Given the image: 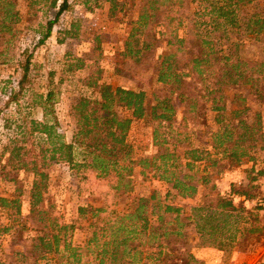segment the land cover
<instances>
[{
    "label": "trees",
    "instance_id": "16d2710c",
    "mask_svg": "<svg viewBox=\"0 0 264 264\" xmlns=\"http://www.w3.org/2000/svg\"><path fill=\"white\" fill-rule=\"evenodd\" d=\"M73 1L89 11L103 8L106 3H111L112 10L122 5L120 0ZM195 1L140 0L138 18L125 41L123 70L132 72L139 65L150 64L160 44L165 43L153 75L166 93L153 91L150 96L144 90L100 82L98 72L91 69L80 79L93 89L91 94L71 107L75 119L72 141L58 132L53 88L46 93L32 91L33 103L43 111L41 120L32 117L31 109L21 110L20 99L32 90L28 85L33 58L28 49L22 52L18 89L7 101V105H18L13 121L16 131L3 147L1 158H5V178L11 171H32L33 181L27 190L29 213L23 215L24 182L12 179L14 192L9 196L0 193V238L10 235L15 243L24 232H34L30 249L15 251L18 261L34 258V264H201L183 248L187 243L184 228L189 223L201 236L219 233L221 241L217 243L218 235L213 242L221 249L245 239L264 241V222L259 218L262 205L251 204L256 198L264 201L261 185L255 184L264 176V168L253 167L247 184L233 182L225 194L216 192L215 181L246 158L252 159L257 149H264V116L258 111L254 119L250 117L252 102L264 104V60L239 53L238 46L235 51H227L216 35L220 25L239 31L245 24L246 34L263 36L264 7L257 8L264 0H203L207 2L203 9L193 12ZM69 7L70 0H0V63L17 58L20 23L30 26L36 22L44 41ZM53 9L57 11L50 18ZM250 9L254 11L250 13ZM241 13L247 16L244 20ZM198 17L209 19L199 21ZM201 25H205L203 30L199 29ZM194 26L197 31L191 32ZM79 31V20H74L67 33ZM63 60L66 73L92 67L91 60L81 56L66 55ZM54 74L50 72L51 82ZM178 105L184 110L176 125ZM120 108L128 113L122 114ZM208 111L214 112L217 125L210 131L212 144L195 145L190 141L189 128L209 126ZM143 119L154 124L156 150L133 157L128 133L134 120ZM21 136H38L39 141L29 147ZM53 162L76 168L79 189L99 194L108 202L114 195L132 189L136 167L145 177L151 174L171 184L184 199L194 198L202 187L204 197L189 213L184 206L170 203H158L149 211L148 200L140 197L126 211L110 209L114 221L92 223L86 244L75 245V225L67 222L54 204H45L48 168ZM44 258L48 259L46 263H39ZM256 264H264V260Z\"/></svg>",
    "mask_w": 264,
    "mask_h": 264
},
{
    "label": "rangeland",
    "instance_id": "374dc122",
    "mask_svg": "<svg viewBox=\"0 0 264 264\" xmlns=\"http://www.w3.org/2000/svg\"><path fill=\"white\" fill-rule=\"evenodd\" d=\"M122 5L112 10L111 3H106L103 8L89 11L83 4L70 0V7L65 10L56 22L50 37L42 41V33L39 32L38 24L20 23L22 30L18 42V55L10 63H0V193L9 196L15 190V182L12 179H19L24 182L26 193L23 196V215L29 213L30 200L27 193L32 181L31 170L11 171L7 178L3 165L5 158H1V152L11 138L15 136L17 117L16 103L7 105V101L12 91L18 89V81L21 75L19 62L23 59L22 52L28 49L33 53L30 84L31 91L19 101L22 111H31L32 117L41 120L43 118L42 108L33 103V92L46 93L49 89H54L56 98L54 111L58 119V132L68 141H72L75 133V119L70 111L72 105L81 97L88 96L92 88L83 85L80 81L90 73V70L98 72L100 82H107L114 86H123L136 90H144L150 96L153 91L158 94H165L163 86L155 83L153 67L161 60L165 52V43H161L157 57L147 65H139L135 71L123 70L125 58V41L130 35L134 21L138 18V11L141 5L140 0H120ZM207 2L196 0L192 5L193 12H199ZM107 5V8L105 7ZM110 5V6H109ZM109 7V8H108ZM264 3L260 2L259 8L263 9ZM21 8H24L21 6ZM57 9L49 12V17L53 18ZM254 9H250V13ZM244 20L246 14L240 15ZM208 17H198L197 20H208ZM74 20H79L80 31L68 34L70 25ZM243 25V24H242ZM205 25L199 27L203 30ZM245 24L239 31L227 30L226 26L220 25L216 35L227 51H235L238 46L239 53L260 61L264 60V35L257 37L253 34H246ZM196 27H191L190 31H197ZM75 55L91 60L92 67L78 70L74 73L64 72V56ZM50 72H55L53 82H51ZM60 78L63 81L60 82ZM33 91V92H32ZM233 95V91H228ZM251 119L255 118L256 112L260 111L264 116V104L251 103ZM183 106L178 105L177 121L178 125L183 117ZM122 114H127L125 109L120 108ZM214 112L208 111L209 126H190V141L195 145L210 146L212 139L210 131L217 129L214 122ZM9 119V121H8ZM8 123H7V121ZM154 124L149 120H134L128 133V142L132 147V156L138 157L155 152L156 146L153 143L152 131ZM22 137V136H21ZM27 145L32 147L39 141V137L29 138ZM253 158H246L244 162L227 170L221 177H215L217 184L216 192L225 194L230 191L231 183L247 184L248 175L253 167L264 168V149H257ZM80 159L81 156H78ZM241 170L230 174L234 168ZM50 180L47 193L45 194V204H54L64 215L67 222L74 224L76 229L73 235L75 245L83 246L91 235V224L94 222L105 223L114 221L110 215V209L123 212L129 209L140 197L148 201V209L152 210L158 203L176 204L184 206L189 213L192 206L203 200L204 188H200L199 193L190 199H184L177 194L171 184L154 178L151 174L147 177L140 173V168L136 167L131 177L133 187L118 195H114L111 201H107L99 194L81 191L78 186V170L69 164L53 162L48 168ZM237 178V181L234 179ZM233 179V181H232ZM241 180V181H239ZM255 184L261 185L264 193V176L256 180ZM239 203V199L236 198ZM253 206L262 205L259 211V218L264 222V201L256 198L251 203ZM25 217H23V220ZM232 220V219H231ZM233 222V220H232ZM187 233V243L183 246L188 249L201 264H256L264 260V241L256 242L245 239L232 245H227L223 249L213 242L218 236L217 243L220 242L221 235L209 234L201 236L193 223H189L184 228ZM34 232H24L18 242H12L10 235L0 238V264H34V258L27 262L17 260L15 251H28ZM50 259L51 256L49 255ZM48 259L39 260V263H46ZM150 264H173L172 262H152Z\"/></svg>",
    "mask_w": 264,
    "mask_h": 264
},
{
    "label": "crops",
    "instance_id": "0c3cea01",
    "mask_svg": "<svg viewBox=\"0 0 264 264\" xmlns=\"http://www.w3.org/2000/svg\"><path fill=\"white\" fill-rule=\"evenodd\" d=\"M110 6V5H109ZM107 8V5L105 6ZM109 8V7H108ZM241 170L239 167L238 168H234V170L230 171V174L232 175L233 173H236L237 171ZM233 181V179H232ZM234 181H237V178L234 179ZM241 181V180H239Z\"/></svg>",
    "mask_w": 264,
    "mask_h": 264
}]
</instances>
